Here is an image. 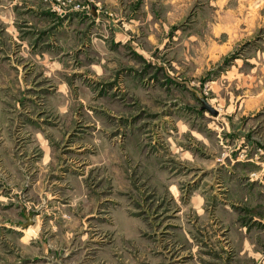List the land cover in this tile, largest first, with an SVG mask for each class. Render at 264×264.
I'll return each mask as SVG.
<instances>
[{
	"label": "rangeland",
	"instance_id": "1",
	"mask_svg": "<svg viewBox=\"0 0 264 264\" xmlns=\"http://www.w3.org/2000/svg\"><path fill=\"white\" fill-rule=\"evenodd\" d=\"M59 1L44 0L55 12ZM165 1L171 22L157 34L165 42L146 54L159 58L166 71L140 60L139 75L103 80L98 64L89 65L78 50L59 78L26 59L15 66L18 56L6 53L17 48L20 33L9 41L3 30L21 10L0 0V193L13 197L0 198V264H226L236 253L212 216L226 186L211 183L216 175L205 165L216 152L222 159L234 150L246 157L253 148L264 165V0ZM163 3L151 0L160 24ZM91 50L97 59L98 49ZM62 84L71 92L68 116L50 105L63 104L64 96L47 93ZM25 107L31 110L22 112ZM27 111L34 117L22 135L44 125L59 137L50 144L58 154L75 153L84 161V171L45 177L55 179L57 204L67 205L52 217L45 213L50 204L42 198L41 176L29 172L39 143L34 138L21 153L19 140L10 143ZM237 121L250 124L245 135L233 133ZM236 136L255 143L233 141ZM195 156L201 170L192 166ZM25 161L26 172L12 170L11 163ZM17 188L20 193H12ZM27 214L34 220L25 221ZM36 221L42 222L39 236ZM212 223L221 237L213 235ZM55 232L58 244L43 250Z\"/></svg>",
	"mask_w": 264,
	"mask_h": 264
},
{
	"label": "crops",
	"instance_id": "2",
	"mask_svg": "<svg viewBox=\"0 0 264 264\" xmlns=\"http://www.w3.org/2000/svg\"><path fill=\"white\" fill-rule=\"evenodd\" d=\"M98 1L99 4L90 2L86 8L71 9L61 15L49 9L44 0H12L13 3H9L10 10L16 2L20 5H17L16 10L21 11L19 16H14V19H10V23H6L3 32L5 35L10 34L9 41H12L11 38H16L17 33L20 34L17 37L18 41L13 43L17 48L6 54L11 56L12 52L14 56H18L16 63L13 62L17 67L29 61L35 66L45 69L43 74H51L50 76H58V78L60 77L59 74H68L65 67L68 66L69 62L74 63L76 50H78V54L80 53L79 55L83 54L88 57L86 61L89 65L98 64L99 71H97V68L96 72L103 73V80L130 78V74L126 76L128 73L139 75L138 70L140 68L137 69V67L140 60L154 65L162 64L161 66L165 72L164 63H161L159 58L147 55L146 52L153 51L155 46H163L165 42V38L160 40L157 34H162L161 30H165L166 24L171 22L172 10L169 6L170 3L163 0L164 3L160 11L161 18H159L162 23L160 24L153 18L156 9L151 6V0ZM181 1L184 0L179 2ZM19 21L21 26L18 25ZM155 23L158 24L157 30L153 27ZM91 48L98 49L97 59L92 56ZM123 48L128 50L125 51L124 55L122 54ZM23 59L27 61L23 62ZM35 72L33 70L32 73ZM64 78L66 77L64 76ZM127 84L131 83L127 82ZM62 85V87H56L54 91L49 90L47 93L64 96V101L65 99L66 101L63 104L57 105L50 102V105L52 108L54 107V111H58L61 115L66 113L68 116L69 93L71 92L69 85ZM38 91L35 89L33 96H37L36 92ZM34 101L37 102L36 99ZM37 109L41 112L46 110L42 107H37ZM25 110L31 109L25 107L21 111ZM43 114L41 113V115ZM23 115L27 120L18 124L19 126L12 134L10 143L14 142V137L20 141L18 144L21 145L19 153L24 152L26 144L32 143L34 138L39 143L41 151L35 152L39 155H36L35 159L30 162L32 168L29 169V172L37 170V175L41 176L42 198L47 197L46 202L50 204L47 206L50 207L49 211H45V213L52 217V214L55 216L59 209H62L61 211L67 210L65 208L67 205L62 204L61 208L57 204L60 197L56 196L55 193L58 190L57 186L53 185L55 179L49 181L45 177L55 175L67 177L69 174L74 175L76 170L83 169L84 171V165H82L84 161H80L79 156H76L75 153L58 154L57 150L52 148L50 144H52V140L53 142L59 140V137L52 135V133L48 134L49 129H44V125H42V130L39 128V132L33 130L34 134L26 133L22 135V132L28 127L27 124L31 121L29 118L34 117L29 111ZM65 121L67 125L72 123V120ZM247 123L242 121L233 123V133L237 136L240 134L245 135L250 125H246ZM251 126L253 127V125ZM237 136L233 138V141L246 139L245 136L242 139ZM250 138H253V135H250ZM250 138H247L245 142L247 144L250 141L255 143ZM23 141L26 143H21ZM257 145H259L258 142ZM253 149L251 152L246 151V157H241L240 153H236L234 150L232 154H228L224 159L219 158L218 152H216L210 158V164L205 165V167L212 170L210 171L211 175H216L215 178H212L211 183L226 186V188H223L226 197L214 205V212L212 213L213 219L215 217L217 220L215 222L216 226L222 225V230L225 231L222 236L226 237L228 248L237 249L236 253H231L227 249L231 255H228L226 264H264V165L261 163V159H257L260 154L254 153ZM20 157L24 160L28 155H21ZM194 159H196V163L192 165L193 168L201 170L203 168L202 164L196 156ZM26 163L28 162L25 161L22 165V163L13 162L11 163L12 170L19 169L20 172H26ZM224 174L227 178H224ZM250 175L251 177H249ZM63 187L68 189L69 186L64 185ZM14 190L12 193H20L19 188ZM67 191L64 190L63 194L67 195L69 193ZM10 195L11 192L4 191L0 193V198H13ZM19 196L20 194L17 195V197ZM78 197L79 199H85L84 195H78ZM86 200H88V197H86ZM32 220L34 219L27 214L25 221L31 222ZM52 221L53 218L49 217L47 219L45 222V225L47 224L46 229L51 227L52 224H49ZM41 223L38 221L35 223L34 232L37 236L42 235ZM211 227L214 230L213 235L221 237L219 232L222 230H215L213 223ZM52 230L50 233H52ZM83 236L85 235L83 234ZM58 240L59 237L55 232L46 247V243L43 241V250L54 249L53 247L56 243L58 244Z\"/></svg>",
	"mask_w": 264,
	"mask_h": 264
},
{
	"label": "built area",
	"instance_id": "3",
	"mask_svg": "<svg viewBox=\"0 0 264 264\" xmlns=\"http://www.w3.org/2000/svg\"><path fill=\"white\" fill-rule=\"evenodd\" d=\"M94 2V3H99L98 0H85L83 2L81 1H75V0H60L56 4V10L58 11L59 14H63L67 12L69 9H81V8H86L88 3Z\"/></svg>",
	"mask_w": 264,
	"mask_h": 264
},
{
	"label": "water",
	"instance_id": "4",
	"mask_svg": "<svg viewBox=\"0 0 264 264\" xmlns=\"http://www.w3.org/2000/svg\"><path fill=\"white\" fill-rule=\"evenodd\" d=\"M202 99H203V104H204V106H206L207 108H209L212 112H214V113H216V110L209 104V103H207L205 100H204V98L202 97Z\"/></svg>",
	"mask_w": 264,
	"mask_h": 264
}]
</instances>
